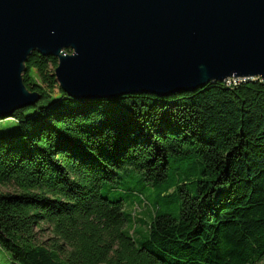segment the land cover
<instances>
[{
    "label": "trees",
    "instance_id": "1",
    "mask_svg": "<svg viewBox=\"0 0 264 264\" xmlns=\"http://www.w3.org/2000/svg\"><path fill=\"white\" fill-rule=\"evenodd\" d=\"M57 65L33 52L40 100L0 117L7 264H264V80L75 99Z\"/></svg>",
    "mask_w": 264,
    "mask_h": 264
},
{
    "label": "water",
    "instance_id": "2",
    "mask_svg": "<svg viewBox=\"0 0 264 264\" xmlns=\"http://www.w3.org/2000/svg\"><path fill=\"white\" fill-rule=\"evenodd\" d=\"M33 52L75 99L264 80V0H0V117L40 100Z\"/></svg>",
    "mask_w": 264,
    "mask_h": 264
},
{
    "label": "rangeland",
    "instance_id": "3",
    "mask_svg": "<svg viewBox=\"0 0 264 264\" xmlns=\"http://www.w3.org/2000/svg\"><path fill=\"white\" fill-rule=\"evenodd\" d=\"M242 79H248V78H242ZM236 80H237V78H235V77L228 78V81H236ZM15 125H16V123L13 120H11L10 118H7V119L3 120L2 122H0V129H2L3 127L13 128V127H15ZM127 176H129V175H127ZM181 179H183V178H181ZM132 180H134V179L132 178ZM178 181H179V179L177 180V182ZM124 189H125V186H124L123 182H121V181H116V182L109 181V182L104 183L102 185L100 191L103 195H106L112 199H115L118 196L123 197L122 195L125 192ZM14 190H15V188L13 186L0 184V191L1 192L14 191ZM132 203H135V204L128 206L126 208L132 209V210L135 209L136 214L140 215L139 214L140 209H144L145 204L143 205V204H139L136 202H132ZM147 207H149V206H147ZM50 237H52V234L49 231H44V232L39 233V241L41 243L50 244L51 243ZM8 261L9 260H8L7 253L0 249V264H7ZM102 264H105V263H102Z\"/></svg>",
    "mask_w": 264,
    "mask_h": 264
},
{
    "label": "built area",
    "instance_id": "4",
    "mask_svg": "<svg viewBox=\"0 0 264 264\" xmlns=\"http://www.w3.org/2000/svg\"><path fill=\"white\" fill-rule=\"evenodd\" d=\"M225 81H228V79H227V80H225ZM237 81H246V79L237 78V80H236L235 82H237ZM228 82H230V81H228Z\"/></svg>",
    "mask_w": 264,
    "mask_h": 264
}]
</instances>
